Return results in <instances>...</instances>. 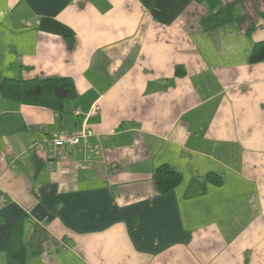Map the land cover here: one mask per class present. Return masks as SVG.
Wrapping results in <instances>:
<instances>
[{"label": "crops", "instance_id": "crops-1", "mask_svg": "<svg viewBox=\"0 0 264 264\" xmlns=\"http://www.w3.org/2000/svg\"><path fill=\"white\" fill-rule=\"evenodd\" d=\"M222 2L245 18L206 32L204 1L0 0V77L79 96L59 115L0 95V264L20 220L26 264H264V0ZM84 125L92 168L32 150ZM162 165L182 176L164 195Z\"/></svg>", "mask_w": 264, "mask_h": 264}, {"label": "trees", "instance_id": "trees-1", "mask_svg": "<svg viewBox=\"0 0 264 264\" xmlns=\"http://www.w3.org/2000/svg\"><path fill=\"white\" fill-rule=\"evenodd\" d=\"M208 7V13L201 20V27L206 32L214 31L220 27L240 22L245 17L237 16L238 3H223L222 0H197ZM255 26L247 31L251 34ZM249 62L251 65L264 62V42L256 44ZM178 75L181 73L178 72ZM0 95L7 100L30 106L48 108L59 115L70 114L73 105L79 96L74 82L70 78H46L30 81L10 80L0 77ZM154 182L160 194H167L182 183V176L169 165H162L154 173ZM208 183L214 186L222 184L221 178L216 174L206 177ZM199 182H194L189 190V195H196ZM204 192L205 188L201 189ZM25 230L23 221L14 225L6 245L7 264H26L27 252L25 246Z\"/></svg>", "mask_w": 264, "mask_h": 264}, {"label": "built area", "instance_id": "built-area-1", "mask_svg": "<svg viewBox=\"0 0 264 264\" xmlns=\"http://www.w3.org/2000/svg\"><path fill=\"white\" fill-rule=\"evenodd\" d=\"M98 111L99 107L94 106L88 112V116L95 115ZM49 148H51L56 158H62L70 154L79 157L78 165L80 168H92L96 157L101 152V145L95 139L94 132L85 125L81 131L74 134L60 131L43 136L41 140L35 142L32 146V150L38 152H46Z\"/></svg>", "mask_w": 264, "mask_h": 264}]
</instances>
